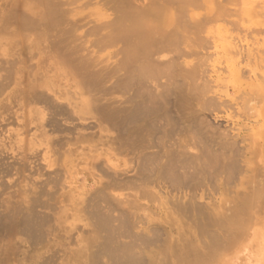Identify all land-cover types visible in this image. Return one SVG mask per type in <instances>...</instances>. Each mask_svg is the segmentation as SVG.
<instances>
[{
  "label": "rangeland",
  "instance_id": "1",
  "mask_svg": "<svg viewBox=\"0 0 264 264\" xmlns=\"http://www.w3.org/2000/svg\"><path fill=\"white\" fill-rule=\"evenodd\" d=\"M7 1L9 0H0V28L2 25L6 24L4 32L0 33V47L3 49L4 45L8 48L4 52H0V217H11L12 211L15 212L16 210L30 208L36 217L41 220L46 218V220L40 223V226L42 225V233L43 235L45 234L42 238V243L32 240L27 233L23 232L24 228L22 226L20 227V225L18 226L11 222L8 224V228L6 227V230V228H4L5 223L1 222L0 226L3 229H0V264H92L94 261H97L96 259L93 260L90 255H92L93 252L95 253V251L97 252L95 249L99 244V239L95 242H93L92 239L90 240L93 233V227L88 220V216L86 214L84 216L82 213L83 211L81 212L80 210L83 205L85 206L87 204V202L91 204L96 201L95 195L98 197V194H96L97 190L101 188V184L103 185L107 180L104 174L106 170L113 172L114 170L117 171L119 177L126 182V184H124L125 186L121 187L119 185L118 187L108 189L107 193H109L110 197L115 199L114 201L117 203L116 206L114 205L116 209L111 212L112 214L110 212L109 214L114 220H116V216H121L120 218H125L130 221V223L135 222L134 226L131 224V226L128 227L130 230L127 229V234L123 233L124 236L119 237V241H122V243H130L133 241L134 245L136 244L138 247V245L141 246L140 237H144L147 242L142 243L143 249L140 247V250V248H137L136 246H134L136 252L133 249V252L142 255L144 261L150 258L152 251L158 252V250H160L162 252L166 247L167 249L169 247V249H171L174 247L173 245L178 246L186 243L188 239L190 240L193 237L197 238L195 235L196 233L198 234L196 226L192 225L188 218L185 219V217L182 218V216L180 218L177 215L174 217L169 215L171 214V206H173L172 203L175 202V199L178 202H187L186 200L189 195V190H183L181 191L182 193L176 191L172 192V195H170L171 202L168 200L165 201V199H160V201L157 200L159 203L157 201L152 202V200L144 199L143 197L144 184H141L140 182L144 178V172L142 174V170L137 168L140 164V159L142 158H140V156H143L139 154H144V140L142 138L144 137V126L141 129L143 131H141L139 133L140 135L137 137L138 141L133 140L135 144L130 145L129 143L126 147H119V143L117 142L116 144L115 141L118 137H126L124 131L119 132L109 125V121H103L102 119H99L98 116L81 111L80 108L78 109L80 106H77V103L80 102V100L82 101L83 98H81L80 95L81 93L83 94L85 90L82 89L83 86H79L80 84L75 85V82H77L78 79L69 74V71L67 72V70H64L65 66L58 63L59 59H62L60 56L64 55V51L68 46L69 49H72L73 55L75 53L77 56H81L80 58L92 59L91 57H94L96 59L94 60L96 63L94 70H99L98 72L103 71V76L106 75V78L101 82L102 88L97 90L98 93L95 91V93L93 92L101 99L99 104L104 105L106 100H109L114 107L117 106L123 108L129 106L127 98H129L131 92L127 93L125 91L123 92V90H112V87L119 78L116 79V76L122 73L121 71H118L119 73L115 71V73H113L112 71L122 58L120 57L122 56L121 53H118L122 45L120 43L115 46L105 44L103 48L102 45L97 44V40L101 37V34L106 32V29H99V31L96 30L97 32L92 31L98 25L113 20L116 15L115 11L107 7L101 8L104 7L102 5V0H58L59 2H57L60 4L62 10L66 12L68 11V15H66L67 17H64V20L61 21L64 24L58 23V26L56 25L55 28L49 29L50 31L46 35L48 37H45L44 40L41 39L42 44L37 43L38 46H36L39 48L35 49L29 48L32 41L28 39L30 44H27L28 41L21 38L22 33L24 34L27 32L26 30L24 31L19 28H14L18 26L11 22L10 24L9 22L7 23L3 18L4 8L7 9L8 13L10 12L9 2ZM135 1L138 4H136ZM135 1V4H133L134 6H142L143 4L148 5L149 2V0ZM223 1L224 2L222 3V1L218 0L222 5L225 3V0ZM134 2L132 0L131 3ZM228 2L226 3L228 4ZM236 2L234 1L235 4H237ZM226 3L224 4V7L226 10L229 9L230 12L227 11L224 17L222 16L224 18L223 21L214 20L215 22L209 23L205 27L204 32L201 34L204 41L202 47L196 49L197 55L199 54L202 61H204V64L202 63L203 75L204 79L208 81L211 91L208 96L220 97L219 101L221 103H226V105H223L220 108L213 109L211 107L212 109L207 110L205 117L207 118L208 123L220 132L229 131L232 136H238V139L236 140L237 142L242 140V142H238V145H240V147L244 146L242 148L244 152L248 153L251 150L250 153L254 152L256 156H258L259 152L257 149L263 142L261 137L263 130L260 131L261 134L259 133L260 135L258 134L254 140L251 136L253 137L256 134L253 128L256 127L257 129L258 124L262 125L264 123V108L260 109V106L263 105L260 101H257L256 103L255 99L257 96L254 95L250 89V84H254L258 77H260V74L262 76L264 74V19L261 20V17H259L262 16L261 13L264 12V0L251 1V6L254 4L259 6L258 8L255 6L253 8L254 11L256 10L255 8H257V10L260 11L262 9V12L258 11L260 15H257L258 13L256 14L257 11L255 13L252 12L255 16L250 19L242 15L239 4H237V9V6L233 5L234 3L231 2L232 4H228V6H226ZM95 11L97 12L96 14L101 15V17L97 15L94 16ZM112 11V17L109 18V13ZM193 12L196 15L198 13V15L204 14L202 9ZM236 12H238L239 15H237L238 13L236 14ZM105 16L109 17L106 19ZM99 17L101 21L102 19L104 20L102 21L103 23H100ZM241 17H245L246 20L244 19L245 21H243V18ZM147 19H149L148 16ZM225 19L228 22L225 21ZM257 20H261V22H257ZM236 22L238 23L236 24ZM11 29L15 31L14 42L12 41L13 44L11 43L6 46L5 44H8V40L10 39L9 33H13ZM53 29L56 32L58 31L57 34ZM70 29L74 30L70 33ZM10 31H12V33ZM29 33L33 34L34 32L29 31ZM69 33L71 37L66 39L64 36H61L62 34L65 35ZM18 36L20 37V40L18 39ZM60 38H62V40ZM57 39H60V41ZM56 41L59 44L61 43L62 47L58 44L55 46L54 44ZM61 41L69 44H63ZM15 42L19 43L15 44ZM77 44L78 47H75ZM41 45L43 46L41 47ZM235 47L240 50L239 53L235 51ZM74 48H76V52ZM181 49L188 52V50L182 45ZM168 51L169 50L159 52L155 55L156 58H160L159 62H167L169 59H174L173 55L175 52ZM196 58L198 57L190 55L189 57L178 58L177 60L180 62L183 60L185 64L192 65L195 63L194 61ZM158 59H156V61H158ZM71 62H75L74 64H76L74 59ZM236 63L238 65L236 68L239 67L242 72V76H240V79L238 80L239 83L237 80L233 79L229 72L230 67L236 65ZM54 64L59 70L56 68L53 69L55 67ZM246 65L248 67H246ZM249 69L253 70L252 74L248 73ZM108 70L113 73L109 72L110 77L108 75ZM106 71L108 74L105 73ZM54 72L55 74H60V77H58L56 81H53L50 86H48L49 88H46L43 80L44 78L46 79L47 75L53 76ZM67 73L71 78L67 76L65 77V74ZM30 82L39 85L38 91L46 93V95H48L47 97H51L50 103L55 105L57 109L62 107L65 110L58 113L53 110L56 109V107L54 106L55 108H53V105L50 103L49 108L46 106L48 104L45 103L27 101V98L23 95V90ZM79 90L82 92L80 93ZM103 90L105 92H103ZM253 95L254 97L251 98ZM82 96L85 97L86 94L84 93ZM249 96L251 97L249 98ZM76 99H79L77 100L78 102ZM244 99H247L248 102ZM69 104L70 106L72 104L75 105L68 107ZM244 106L248 107L243 109ZM254 106H259L257 117L254 116L253 110H249ZM38 109H40L41 112ZM66 109H68L67 112H65ZM44 111L46 112L45 116L43 114ZM75 111L78 113H75ZM34 112L35 114H33ZM63 113L65 114L63 115ZM66 113L68 115H66ZM42 115L44 117H42ZM46 115L48 121H46L47 123H43V121L47 120V118L45 119ZM29 118L30 120L31 118L33 120L29 121ZM49 118L58 121L61 131H55L53 127L50 126L51 124L48 123L50 120ZM141 123L144 124V121L141 120V122L136 124V130L140 129L142 126ZM45 124H47V126ZM43 128L45 131L42 130ZM65 128L69 131L65 130ZM127 128L129 127L127 126ZM41 132L42 135H40ZM44 133L47 135L45 138L43 136ZM141 133H143V135ZM20 135H22V137L24 135L23 139ZM41 136H43V138H41ZM26 138L28 140H25ZM32 138H35L38 145L37 142L36 144L34 143L35 140ZM43 139H46L44 144ZM57 140L59 142H57ZM41 141L43 145L46 144L47 146H43ZM23 142L25 143L23 144ZM51 142H53V144ZM18 146L19 148H17ZM23 147L27 148V150H24ZM133 148H135V150L138 148V150L132 152L134 151ZM92 155L93 157H91ZM260 159H264L263 156ZM138 170H141V172L138 173ZM139 174L142 175L140 176ZM257 174L258 175L255 176L256 180H262L261 185H263V172H258ZM259 174H261L262 177ZM226 176L225 173L220 174L215 181L213 180L214 182L210 181L194 190V194H196L194 195L195 202L200 207L202 206L205 208L207 212H210L209 210H217L218 206L221 204H224L225 206L231 205L235 192L242 191L240 175H233L235 177L232 179H226ZM258 176L261 177V180L257 179ZM130 180L132 183L131 186L129 185ZM48 182H53L56 188L53 183L50 184ZM139 189L140 191H143L140 192V194ZM41 190H45V192H42ZM46 191L53 193V195L50 197L47 196V194H44L38 199L35 198L40 196L41 193H47ZM172 196H174L173 199ZM130 202L137 203H131L130 205ZM44 203L47 205L46 207ZM140 204L143 205V207L145 205L146 208H140ZM103 205L101 204V206ZM134 206L138 210H136ZM144 209L147 211L145 210L144 212ZM104 210L105 209H103V211ZM119 213L121 214L119 215ZM122 213L123 215H126L123 216ZM117 219L119 218L117 217ZM172 219L173 221H171ZM116 222H119V220L114 221L115 224L113 223V225H117L118 223ZM182 225H185L186 227H183ZM10 226L11 228H9ZM43 226H46V229ZM4 229L6 231H3ZM45 230H47L48 233H46L47 231ZM89 235L90 237H87ZM190 235L193 236L190 237ZM136 237L140 240H136ZM85 240L88 241L85 242ZM246 243L247 242L245 241L244 244ZM87 244L88 250L86 255L88 254V257L91 258L88 260L87 256L86 258L81 256V253L83 252L82 249H86ZM247 245L248 243L246 246ZM176 246L174 248H176ZM247 252L248 254L252 253L251 245L247 246ZM99 262L101 264H106L105 262L107 261L102 258ZM99 262L96 264H100ZM144 264H146V262H144Z\"/></svg>",
  "mask_w": 264,
  "mask_h": 264
},
{
  "label": "bare ground",
  "instance_id": "2",
  "mask_svg": "<svg viewBox=\"0 0 264 264\" xmlns=\"http://www.w3.org/2000/svg\"><path fill=\"white\" fill-rule=\"evenodd\" d=\"M57 1L58 0H9L7 2H9L10 12L8 13L7 9L4 8L3 18L7 21V23L9 22L10 24L11 22L18 26L14 28H19L24 31L26 30L27 32L24 34L21 32V38L27 41L28 39L32 41V44L29 48L38 49L39 47L37 46L41 43V39L44 40L45 37H48L46 35L50 31L49 29L55 28L58 23H63L61 21L64 20V17H67L66 15H68V11L66 12L62 10L60 4L58 3L59 1ZM102 1V5L104 7L101 8H110L115 11L116 15L114 14L115 17L110 22L107 21V23H103L102 21L104 20H100L101 15L96 14L97 12L95 11L94 16H100L99 21L103 24L98 25L92 31L95 32L96 30L99 31V29H106V32L104 34L100 33L101 37H99L97 40V44L102 45L103 48L105 44H108L109 46H115L116 44L120 43L122 45L121 48L119 47L120 49L118 51V53H121L122 56L120 57L122 58L116 64V67L113 64L115 68L114 70H112L113 73H119L120 71L122 73L116 76V79L119 77L118 81H116V79L114 78L116 83L114 82L115 85L113 84L114 86L112 87V90H123V92L125 91L127 93L131 92V95L129 96V98H127L129 106H125L123 108L117 106L114 107L112 102H110L109 100H106V103L104 105L99 104V101H101V99L98 98L94 93L102 88L101 82L106 78V75L103 76V71H100V73L98 72L99 70H94V67L96 65V63L94 62V60L96 59L94 57H91L92 59L83 57L80 58L81 56L79 57L75 53L73 55L72 49H69L68 46L66 47L65 51L63 50L65 53L64 55L60 56L62 57V59L60 58L58 63H61V65L65 66L64 70H67V72L69 71V74L78 79L77 82H75V85L80 84L79 86H83L82 89L87 92L86 93L84 91L82 94L81 92L83 90L79 87L82 90H79V92L81 93L80 96L83 99L82 101L80 100L81 103L77 101L79 99H76V101L80 103H77V106H80L78 107V109L80 108L81 111L90 113L94 116H98V118L102 119L103 121H109V125L119 132L124 131V135L126 137H118L115 141L116 144L117 142L119 143V147H126V145L129 143L130 145L135 144L133 140L138 141L137 137L140 135L139 133L144 130V137H142L144 142L141 140L144 143V154H139L143 156H140V158H142L140 159L139 166L137 165V169L142 170V172L141 170H138V173L141 172L143 174L144 172V181L141 180L140 182L141 184H144V199L146 198L152 200V202H156L157 200L160 201V199H165V201L168 200L169 202H171L170 195H172V192L176 191L182 193L181 191L183 190H189V199L187 198V202L182 203L181 201L178 202L175 199V202L172 203L173 206L170 205L172 208L170 207L171 214L169 215L173 217L177 215L180 218L182 216V218L185 217V219L188 218L192 225L196 226L198 234H195L197 238L193 237L190 240L188 239L189 241L187 240L186 243H183L181 245L177 244L178 246L173 245L174 247L176 246V248L172 247L173 249H169V247L167 249L166 247V249L162 252L160 250H158V252L150 251L152 253L149 258L150 260H146L145 258L146 261H144L141 254L135 253L136 251L134 246L137 247V245H134L133 241L130 243H122V241H119V237L124 236L123 233L127 234V229H129L128 227H130L131 224H133L134 226L135 222L130 223V221H128L127 219L120 218L121 216H113L116 220H119V222H116L118 223L117 225H113L114 221L116 220L112 218L109 212L111 213L114 209H116L115 206L117 205V203L114 201L115 199L110 197L107 191L108 189L118 187L119 185L121 187L125 186L124 184H126V182L124 181V179H121L119 177L117 171L114 170L113 172L106 170L104 174L107 180L106 183H104L103 185L101 184L102 187L97 190L96 194H98V197L95 195L96 201L91 204L87 202V204L85 206L83 205L80 210L81 212L83 211L82 213L84 216L85 214L88 216V220L93 227L92 236L90 237V234L87 237H90V240L92 239L93 242L99 239V244L97 245L98 249H95L97 250V252L95 251V253L93 252V254L90 255L93 260H97L92 264H96L102 258L107 261L105 262L106 264H144V262H146V264H264V183L263 185H261V174H259L261 177L258 176L257 178L261 181L256 180L255 177L258 175V172H263L264 175V159H260L262 156L264 158V123L262 125L258 124L257 129L256 127L253 128L256 134L253 137L251 136V138L254 140V138L260 133V131L263 130V133L261 135L263 142L257 149L259 152L258 156H256L254 152L250 153L251 150L248 153L244 152L242 150L244 146L240 147V145H238V142H242V140L238 142L236 140L238 139V136H232L229 131L220 132L218 129L212 127L208 123L207 118L205 117L207 110L212 108H220L221 106L226 105V103H221L219 101L220 97L208 96L211 91L208 85V81L204 79L203 75L204 61H202L201 56H199V54L197 55L196 52V49H200L202 47V43L204 42L201 34L202 32H204L205 27L209 23L215 22L216 20L223 21L224 15L227 13V11H229V9L226 10L224 7V4L226 2L229 1L228 4L231 5L232 3H234V1H237L236 3L240 5V11L242 15L249 19L255 16L254 13L256 11V14L258 13L257 15H260L259 12H262V9L261 11L257 10L259 6H257L256 4L251 6L250 3L252 0H225V3L223 5V0H220L222 1V3L218 2V0H149L148 5L141 4L142 6H134L133 4H135L136 2L135 0H133V2L135 1L134 3H131L132 0ZM136 4L138 3L136 2ZM228 4L226 3V6H228ZM237 4L234 3L233 5L237 6ZM255 6L257 8H255L256 10L254 11L253 8ZM201 9L204 11V14L198 15V13L196 15L193 12L195 10ZM113 11L109 13L110 17L105 16L106 19L107 17H112L111 14L113 13ZM237 13L238 12H236V14ZM261 14L263 18L262 16L259 17H261L262 20L264 19V12H262ZM237 15H239V13ZM147 16L149 17V19H147ZM245 17H241L243 18V21L246 20ZM226 19L225 21H227ZM261 20H257V22H261ZM237 23L238 22H236V24ZM232 25L234 26L233 23ZM5 26L6 24L2 25V27L0 28V33L4 32ZM28 30L33 31L34 33L30 34L31 32L29 33ZM73 30L74 29H70L69 32L71 33V31ZM12 31H10L12 34L9 33L10 39L8 40V44H5L6 46L11 43L13 44L14 42L13 39L15 37V31ZM53 31L55 30L53 29ZM70 33L60 35L64 36V38L66 39L68 37H71ZM19 36L18 39L20 40ZM60 39L62 40V38ZM60 39L57 40L60 41ZM18 43L19 42H15V44ZM28 43L30 44L29 41L27 42V44ZM56 44L61 46V43L59 44L57 43V41L54 45L56 46ZM63 44L69 43L66 42ZM181 45L185 47L188 52L182 50ZM42 46L43 45H41V47ZM75 47H78V44ZM7 49L8 48L3 45V49L2 47H0V52H4ZM234 49L237 53L240 52V50H238L236 47ZM74 50L75 52L77 51L76 48H74ZM167 50L175 52L176 57L174 54V59H169V61L167 62H159L160 58H156L155 55L159 52H165ZM190 55L198 57L194 61L195 63H193L192 65L185 64L183 60L181 62L177 60L178 58L189 57ZM154 56L156 59H158V61H156ZM73 59L76 61V64H74L75 62H71ZM237 66V63L236 65H232L229 72L233 79L237 80L238 82L240 76H242V72L239 67L236 68ZM56 67L57 66H55L53 69H55ZM246 67L248 66L246 65ZM56 69L59 70L58 68ZM252 71L253 70L249 69L248 73L252 74ZM109 72L110 71L108 70V73ZM68 73L65 74V77H70L68 76ZM105 73H107V71ZM110 73L108 74L109 77ZM58 77H60V74H55V72L53 76L47 75L46 79L44 78L43 80L46 88H49L48 86H50L53 81H56ZM38 86L39 85H35L34 82H30L29 84H27L26 88L23 90V95L25 96V98H27L26 100L32 102L35 101L37 103H45L48 104L46 105L48 107L50 104L53 105L52 103H50L51 97H47L48 95H46V93L44 92H39ZM250 89L252 90L253 94L257 96L256 99L254 98L256 100V103L257 101H260L263 104L260 106V109H263L264 74L263 76L260 74V77H258L255 83L250 84ZM103 92L105 91L103 90ZM84 93L86 94L85 97L82 96L84 95ZM254 95L252 97L249 96V98H253ZM247 99L244 100L248 102ZM54 106L55 105H53V108L56 107ZM71 106L69 104L68 107ZM247 107L244 106L243 109ZM44 109L46 110L45 107ZM56 109L53 110L58 113L62 112V110H65L62 107L57 109V111ZM258 109L259 106H254L249 110H253L254 116L257 117ZM67 111L68 109H66L65 112ZM45 113L46 112L44 111V116ZM75 113L78 112L75 111ZM33 114H35V112ZM64 114L65 113H63V115ZM66 115L68 114L66 113ZM44 116L42 115V117ZM69 116L67 117L70 118ZM46 118L47 115L45 119ZM32 120V118L31 120L29 118V121ZM141 120L144 121V124L141 123L142 126L140 127V129L136 130V124L141 122ZM46 121H48V118L47 120L43 121V123ZM48 123L51 124L50 126H52L55 131H61L60 124L57 120L50 119ZM45 125L47 126V124ZM127 126L129 128H127ZM143 126L144 129L141 130ZM42 130L45 131L44 128ZM65 130H67V128H65ZM143 133L141 134L143 135ZM40 135H42V132L40 133ZM20 136L23 139L24 135L23 137L22 135ZM43 136L45 138V136L47 135L44 133ZM43 136H41V138H43ZM32 139L35 140V138ZM32 139L30 140L32 141ZM25 140L28 139L26 138ZM43 140L44 144L46 139ZM36 142L37 141L35 140L34 143L36 144ZM57 142L59 141L57 140ZM24 143L25 142H23V144ZM51 143L53 144V142ZM43 146L47 145L45 144ZM17 148H19V146ZM23 149L27 150V148L25 147H23ZM136 149L138 150V148ZM133 150L134 151L132 152L137 151L135 150V148H133ZM91 157H93V155ZM223 173L227 175L226 179H232L233 177L240 175V185L242 186V191L235 192L231 205L225 206L224 204H221L218 206L219 209L217 208V210L215 211L209 210L210 212H207L205 208H203L202 206L200 207L195 202L194 195L196 194H194V190L197 187L205 185V183L213 180L215 181L216 178ZM48 183L51 184L53 182ZM131 184L132 183L130 180L129 185L131 186ZM140 189L139 194L140 192H143L140 191ZM42 192H45V190ZM44 194H47V196L50 197L53 195V193L47 192L41 193L40 196H37L35 198L38 199ZM173 198L174 196H172V199ZM131 203L137 202H130V205ZM101 204L104 205L101 206ZM46 206L47 205H45V207ZM141 207L146 208L145 205L143 207V205L140 204V208ZM103 209L105 210L103 211ZM145 210L146 209H144V212ZM120 214L121 213H119V215ZM117 217L119 219H117ZM37 218L38 217H36L32 209L25 208L16 210L15 212L12 211L11 217H0V223H5L4 228H8V224L11 222L12 224L14 223L18 226L20 225V227L22 226L24 228L23 232L27 233L32 238V240H35L36 242L39 241L38 243H42V238L45 234L43 235L42 233V225L40 226V223L44 222L46 218L43 217L45 218L44 220H41L39 218L38 220ZM171 221H173V219ZM182 226L186 227L185 225ZM1 228L2 227L0 226V229ZM9 228H11V226ZM44 228L46 229V226ZM6 230L4 229L3 231ZM46 233H48V231ZM192 236L190 235V237ZM137 239L138 238L136 237V240ZM140 239L141 246L138 245V247H142L143 249L142 243L147 242V240L144 239V237H140ZM87 241L85 240V242ZM245 241L248 243V245H251L252 253L248 254V245L246 246L247 243L244 244ZM133 249L135 252H133ZM87 250L88 244L86 245V249H82L83 252L81 253V256L85 258L87 256L88 260L91 258L88 257V254L86 255Z\"/></svg>",
  "mask_w": 264,
  "mask_h": 264
}]
</instances>
